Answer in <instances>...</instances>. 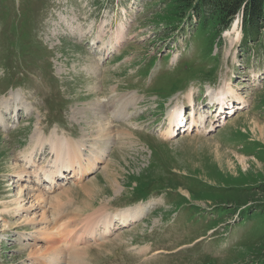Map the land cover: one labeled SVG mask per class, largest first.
I'll return each instance as SVG.
<instances>
[{
  "label": "rangeland",
  "instance_id": "rangeland-1",
  "mask_svg": "<svg viewBox=\"0 0 264 264\" xmlns=\"http://www.w3.org/2000/svg\"><path fill=\"white\" fill-rule=\"evenodd\" d=\"M189 5L182 0H0V104L9 98L3 115L19 113L18 119L7 116L11 128H0V239L3 232L7 238L0 245V264L38 259L39 264H264V138L251 128L264 127V31L248 41L244 30L236 39L239 23L236 29L224 28ZM102 19L113 25L105 37L120 23L127 31L129 43L114 59L111 54L96 59L99 43L91 47L87 38L84 45L77 41L78 29L89 32L93 25L89 35L98 34ZM177 58L178 65L171 66ZM160 64L163 69L150 83ZM202 67L212 73L201 76ZM217 81L235 89L230 95L235 106L224 125L217 127L208 114L198 130L159 135L167 105L176 100L186 105L188 90L199 94ZM114 86L124 88L118 97ZM132 93L130 100L126 96ZM101 99L102 117L94 111ZM118 99L126 106L122 114L129 115L109 120ZM107 119L116 127L112 136L101 138L97 124ZM131 125L139 132L126 130ZM34 135L45 142L51 137L56 146L64 140L70 153L88 138L84 153L99 156L89 177L46 194L37 191L46 200L30 213L41 212V223L19 210L26 196L17 191L23 181L8 185L14 176L33 179L27 174L35 170L32 162L48 168L55 156L49 145L41 150L37 140L31 141ZM133 186L141 197L131 195ZM229 197L251 199L229 203ZM150 205L122 228L71 244L53 256L56 262L51 251L43 253L50 248L37 243L40 227L62 226L64 236L73 228L87 233L122 209Z\"/></svg>",
  "mask_w": 264,
  "mask_h": 264
},
{
  "label": "bare ground",
  "instance_id": "bare-ground-1",
  "mask_svg": "<svg viewBox=\"0 0 264 264\" xmlns=\"http://www.w3.org/2000/svg\"><path fill=\"white\" fill-rule=\"evenodd\" d=\"M60 19H63L60 17ZM66 21V20H65ZM68 23H71V22H68ZM109 23H107V21H102L101 22V25L98 29V34L94 35V36H91L89 34H91V30H92V27L93 25L89 28V32H83V30L81 29H78V35L80 36L77 41H79L80 43H82V45H84V41L85 39L87 38L88 41H91L92 39L94 40L95 38H98L101 42L100 44V47H99V52L100 54L98 55L97 59L99 58H102V57H105L107 55H109L110 53L112 52H116V50L118 51L119 50V44L120 43H123L125 41L124 38H126V29L123 31H121V26L122 24L120 23L119 26L115 29V31H112V30H109V35L107 37H105V34H106V30H104L105 28V25H108ZM67 25V24H66ZM74 27V26H73ZM73 27H68V28H72ZM74 32V31H73ZM241 34V33H240ZM75 35H77L75 33ZM96 36V37H95ZM239 36V33H237V36L236 38ZM74 37V35L72 36ZM95 37V38H94ZM127 44L129 43L128 41H125ZM92 44L89 43L88 46H91ZM114 58V57H113ZM90 66V65H89ZM93 67V66H92ZM86 70H88V68H85ZM93 69V68H92ZM193 89L191 90H188L186 93H185V99L188 100V104H189V108L188 109H191V111L189 112V114L191 113L192 114V117L190 119V121H186L184 124L185 125H192L193 123L195 124H200V123H203L205 124L206 122V116H204L202 113H200V110H202L204 107L205 108H208L206 104H204L203 107H201L199 105V102H196V98H197V94L195 93V91L193 92L192 91ZM221 94L218 99H219V103L222 102V100L226 99V101H228L227 97H224V96H227L230 97V95L233 93L234 94V90H233V87L231 86V84H229L228 82H226L224 84V86H222L221 88H219L218 90V94ZM132 96H129L130 100H132ZM13 99H19V103H18V107H17V111L19 110L20 108V97L16 95L13 96ZM9 98H5L4 101L0 104V123L2 125H10L9 122H7L8 118L6 116V114L3 115L2 111H4V109L6 108V110L9 108L7 102H8ZM108 99H106L105 101H107ZM140 99H138V97L136 98V102L139 101ZM120 102H122L123 100L122 99H119ZM104 102V99H101V102H99L95 107H94V111L95 113H98L99 112V115L100 117H102V112H103V104ZM227 103V102H226ZM132 104V103H131ZM197 104H198V107H197ZM241 104V103H240ZM102 107V108H101ZM122 106H120L121 108ZM120 108L118 110L114 109V110H110V113H111V118L110 119H123V116L127 115V114H123L121 116V113L120 111ZM182 108V105L181 104H178V102H176L174 105H171L167 108V112H168V123L166 124L167 125V128L164 132H162V134L160 135L161 137H172L174 135L172 129H171V126H173L174 124H176V120H177V116H178V113H179V110ZM198 109V110H197ZM220 109L222 110H225V107H220ZM219 109V110H220ZM12 111H15L13 106L11 108ZM90 110V108H89ZM210 110V109H209ZM208 110V113L211 114V112ZM204 111V110H202ZM118 112V113H117ZM196 113H199V114H196ZM213 114H216L215 111L212 112ZM144 114V113H143ZM203 115V116H202ZM159 118V116L157 117ZM13 121H15V119H11ZM108 119L107 120H103V122H98L97 124V129H96V134L99 135V134H102L101 135V138L102 137H110L112 136V132H113V129L114 127H116V125H113L111 123V121H109ZM137 120L139 121H143L144 119H140V116L137 117ZM173 122V124H172ZM165 122H163L162 124H164ZM146 125V124H144ZM171 125V126H170ZM123 126H121V129H122ZM38 128V127H37ZM252 130L259 136H262L264 138V127L263 126H259V125H252ZM136 127L133 126L132 129L129 130V128L127 127L126 130H128L130 133L133 134V130H135ZM123 131V129H122ZM136 131V130H135ZM193 131V129L191 130ZM38 132H41V131H38ZM124 132V131H123ZM39 134V133H38ZM94 135V133H91ZM96 135V136H97ZM53 136V135H52ZM86 136V135H85ZM41 137H43L42 135L39 136V135H34L33 139H31V141H36L38 143V147L39 148H42V144L45 143V140L44 139H41ZM90 137V136H88ZM66 138V137H65ZM69 138V137H68ZM93 138V136L91 137ZM88 138L86 139H82L80 140L79 143H77V145L75 146L77 149L76 151L74 152H71V153H68V152H64V149H67V144L64 140L61 141V145L62 146H56L57 148L53 147L54 149V152L56 153V156L55 158L53 159V162L57 165V164H62L63 166H69V165H72L77 167V159L82 163H85L86 159L88 160V164L86 166H84L83 164L81 163H78V168H77V172H80V173H84V171H87V172H90L92 171V169L96 166V162L97 159L99 158L98 155L94 154L93 151L91 150L90 154L86 156V154L84 153V142L87 141ZM176 139V138H175ZM91 140V139H90ZM108 141V140H107ZM109 142V141H108ZM53 138L49 137L47 140H46V144H53ZM93 143V142H92ZM93 145V144H92ZM95 145V144H94ZM96 147V146H94ZM101 147V146H100ZM72 148V147H71ZM101 150V149H100ZM86 151V150H85ZM30 152V151H29ZM86 156V157H85ZM35 157V156H34ZM28 158V157H27ZM36 158V157H35ZM243 159H241L242 161ZM30 161V160H29ZM33 161V160H32ZM27 163V161H26ZM26 165V164H25ZM39 165V164H38ZM21 166V165H20ZM62 166V167H63ZM25 167V166H24ZM21 168V167H20ZM19 168V169H20ZM24 170V169H23ZM85 172V173H87ZM24 173V172H23ZM30 173V171L28 172ZM27 173V174H28ZM19 179L25 181V177L23 176H20ZM51 181H56L54 177H51L50 179ZM13 182H16V181H12ZM26 182V181H25ZM22 183V182H21ZM19 186V185H18ZM28 186H25L24 183L23 185L19 186L18 187V193L21 194V195H26L23 199H21L20 203L23 201V207L22 208H19V210H23L24 211V216L25 218H33V217H38L39 221L41 220L40 217L38 216L40 213H30L33 209H35L36 207H39V204L43 203L45 200H46V197H45V194H41V193H38V194H31L32 191H29L27 190ZM86 187V186H85ZM62 189V188H61ZM60 189V190H61ZM84 190V189H83ZM18 194V195H19ZM20 195V196H21ZM51 197V195H50ZM57 197V196H56ZM25 200V201H24ZM56 200V199H55ZM51 204V203H50ZM22 205L19 204V207H21ZM42 206V205H41ZM149 206H140V207H136V208H128V209H125L123 210L122 209V212H121V216L118 218V220H120V222L118 223L119 226H122V224H128L130 222H133L135 221L138 217H139V214H141L142 212L144 213L145 211L149 210L150 207L148 208ZM143 208V209H142ZM147 208V209H146ZM38 209V208H37ZM45 209V208H44ZM41 211V210H40ZM33 212V211H32ZM30 213V214H29ZM29 214V215H28ZM43 215V214H42ZM66 215V214H65ZM64 215V216H65ZM22 216V215H21ZM46 215H44L45 217ZM113 217V216H112ZM115 218V217H113ZM35 220V218H34ZM52 220V219H51ZM59 220V219H58ZM24 221H26V219H24ZM36 221V220H35ZM34 221V222H35ZM85 221H88V220H85ZM54 222V220H53ZM61 222V221H60ZM80 222V221H79ZM37 223V221H36ZM41 223V221H40ZM49 223V222H48ZM62 223V222H61ZM61 223H59L58 225L61 226ZM95 223V222H94ZM93 223V224H94ZM44 225V224H43ZM88 225V224H87ZM110 225H114V222L109 218V217H105L103 218V221L100 222V224H98L96 226V228H92L91 230L87 231V233H84L82 231H80V233H76L75 231L76 230H73V229H70L71 231L70 234H71V237H70V242L74 245H79V243L82 241V240H86V238H83L84 235H87L88 237H92L93 235H96V229L99 228L100 226H102V229H99L103 234H107L108 232H110V229H109V226ZM39 226V225H38ZM38 228V227H37ZM54 227L51 226V227H47V226H43V227H40L39 229V233H41L40 235L37 236V240H44L45 242H40L38 241L37 243H40V244H44V246L46 247H49L50 250H47L46 247V251L43 252L45 255H47V253H49V251H51V254L52 256V260L56 262V260H54V258L59 255H61L60 253H64L66 252V250H63L61 247L55 245V233H54ZM62 229V226L59 227ZM85 228V227H84ZM76 229V228H75ZM66 231V230H65ZM38 233V234H39ZM31 234V233H30ZM32 237V236H31ZM36 236H34L35 238ZM22 238L23 240H28V238L24 237L22 235ZM19 239V238H18ZM34 242V241H33ZM31 243V242H30ZM41 245V246H42ZM70 245H66L64 247H68ZM73 247V246H71ZM73 249V248H72ZM35 253V252H33ZM74 254V253H73ZM81 254V253H80ZM55 255V257H53ZM57 255V256H56ZM83 255V254H82ZM85 255V254H84ZM49 257V258H50ZM55 258V259H56ZM65 258V257H64ZM39 260L38 259L37 261L33 260V263L32 264H39ZM42 260V259H41ZM71 261V260H70ZM79 261V260H78ZM44 262V261H43ZM76 262V261H75ZM50 263V262H49ZM48 263V264H49ZM81 263V262H80ZM47 264V263H45ZM53 264H57V263H54ZM60 264V263H59ZM66 264V263H65ZM72 264V263H71Z\"/></svg>",
  "mask_w": 264,
  "mask_h": 264
},
{
  "label": "trees",
  "instance_id": "trees-1",
  "mask_svg": "<svg viewBox=\"0 0 264 264\" xmlns=\"http://www.w3.org/2000/svg\"><path fill=\"white\" fill-rule=\"evenodd\" d=\"M195 4L197 13L204 12L207 18H216L217 22L227 27L233 16L238 12L243 13V27L252 34L264 28V0H182ZM189 5V6H190ZM260 189V188H259ZM264 190V189H262ZM251 192V191H250ZM253 192V190H252ZM254 198V197H253ZM229 197L228 200L236 203H246L249 199Z\"/></svg>",
  "mask_w": 264,
  "mask_h": 264
}]
</instances>
